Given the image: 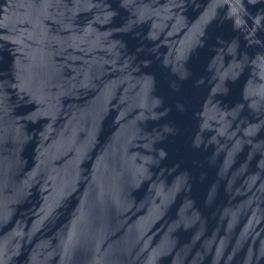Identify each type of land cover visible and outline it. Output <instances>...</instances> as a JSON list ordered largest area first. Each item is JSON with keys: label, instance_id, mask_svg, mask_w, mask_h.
<instances>
[{"label": "water", "instance_id": "obj_1", "mask_svg": "<svg viewBox=\"0 0 264 264\" xmlns=\"http://www.w3.org/2000/svg\"><path fill=\"white\" fill-rule=\"evenodd\" d=\"M0 264H264V0H0Z\"/></svg>", "mask_w": 264, "mask_h": 264}]
</instances>
